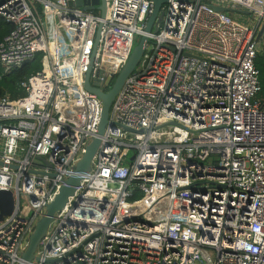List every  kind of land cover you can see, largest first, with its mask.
<instances>
[{
    "label": "built area",
    "instance_id": "2783aa9c",
    "mask_svg": "<svg viewBox=\"0 0 264 264\" xmlns=\"http://www.w3.org/2000/svg\"><path fill=\"white\" fill-rule=\"evenodd\" d=\"M153 6L107 0L103 17L68 0L0 3L13 24L4 73L43 53L26 94L0 96V189L16 200L0 221V264H264V0H168L147 33ZM249 13L254 23L237 18ZM143 34L116 124L26 261L37 221L99 136L87 73L108 91Z\"/></svg>",
    "mask_w": 264,
    "mask_h": 264
},
{
    "label": "water",
    "instance_id": "95a60500",
    "mask_svg": "<svg viewBox=\"0 0 264 264\" xmlns=\"http://www.w3.org/2000/svg\"><path fill=\"white\" fill-rule=\"evenodd\" d=\"M71 6H78L85 10L91 11H100L101 15L104 17L107 10V0H68ZM153 1V11L150 14V17L147 22L145 31L147 33L151 32L154 28L156 30V24L160 22L163 18V13L161 8L168 0H152ZM214 8L220 11L234 12V13H247V11L241 8H232L226 5L213 4ZM264 36V21L259 30L257 39L260 40ZM98 41V39H97ZM149 41L148 35L143 34L136 46L134 47L132 54L123 67L121 72L117 75L115 81L111 85L108 91L103 90L99 85H95L90 80V71L87 73L85 79V87L98 94L102 100V114L101 122L99 125V136L94 138L92 142L88 145L87 151L81 161L76 167L77 174L69 177L65 180V183L61 186L58 194L55 196L54 200L49 203L46 207L45 213L39 218L35 225V229L30 236V244L25 252H23V258L26 261H30L35 257V251L46 235L50 225L54 221L56 214L65 206L69 197L75 192L76 186L81 182V175L92 168L93 158L100 146L101 135L104 134L108 124H116L111 120V110L113 102L116 98V95L119 93L123 85L125 84L127 78L134 72V70L139 65L142 56L144 55L146 45ZM112 81V77H109L106 81V84L109 85ZM1 96V89H0ZM126 127V126H125ZM127 128V127H126ZM134 157L131 158L133 160ZM35 163H39V160L36 159ZM15 196L12 190L0 189V221L5 218V216L12 213L15 207ZM25 264V263H21Z\"/></svg>",
    "mask_w": 264,
    "mask_h": 264
},
{
    "label": "trees",
    "instance_id": "16d2710c",
    "mask_svg": "<svg viewBox=\"0 0 264 264\" xmlns=\"http://www.w3.org/2000/svg\"><path fill=\"white\" fill-rule=\"evenodd\" d=\"M3 0H0V3ZM243 21H247V18L237 17ZM13 28V24L7 21L0 15V40ZM42 52H38L36 56L29 61H26L21 66L14 68L8 73H4V70L0 64V89L1 96L8 95L12 99H18L26 94V90L22 83L29 79L33 74L40 71L42 65ZM256 66L260 72V82L262 86V94H264V38L262 39L260 50L256 57Z\"/></svg>",
    "mask_w": 264,
    "mask_h": 264
},
{
    "label": "rangeland",
    "instance_id": "374dc122",
    "mask_svg": "<svg viewBox=\"0 0 264 264\" xmlns=\"http://www.w3.org/2000/svg\"><path fill=\"white\" fill-rule=\"evenodd\" d=\"M243 16V18L245 17V18H247V21H250V22H252V23H254L255 22V20H254V15L252 14V13H249V14H245V15H242ZM257 21V20H256ZM155 29V28H154Z\"/></svg>",
    "mask_w": 264,
    "mask_h": 264
}]
</instances>
